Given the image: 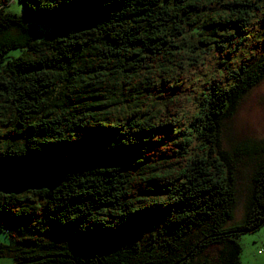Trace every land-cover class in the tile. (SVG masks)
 <instances>
[{"label":"trees","instance_id":"trees-1","mask_svg":"<svg viewBox=\"0 0 264 264\" xmlns=\"http://www.w3.org/2000/svg\"><path fill=\"white\" fill-rule=\"evenodd\" d=\"M14 1L0 0V157L67 174L0 193V256L241 264L237 237L264 219V140L233 141L228 123L264 81V0Z\"/></svg>","mask_w":264,"mask_h":264},{"label":"rangeland","instance_id":"rangeland-1","mask_svg":"<svg viewBox=\"0 0 264 264\" xmlns=\"http://www.w3.org/2000/svg\"><path fill=\"white\" fill-rule=\"evenodd\" d=\"M7 11L21 14L23 7L15 0ZM34 24L39 34L46 31L40 25ZM228 129L233 141L264 140V81L243 98L237 113L228 123ZM243 207L244 195H240L233 220L229 225L242 220ZM237 241L241 246V264H264V225L255 232L240 234ZM6 242L8 241L5 233L0 232V243ZM0 264H13V258L7 254L0 256Z\"/></svg>","mask_w":264,"mask_h":264},{"label":"water","instance_id":"water-1","mask_svg":"<svg viewBox=\"0 0 264 264\" xmlns=\"http://www.w3.org/2000/svg\"><path fill=\"white\" fill-rule=\"evenodd\" d=\"M67 174L62 161H43L36 156L23 154L0 157V193L19 196L28 191L53 192L60 187ZM262 222L245 233L254 232Z\"/></svg>","mask_w":264,"mask_h":264}]
</instances>
